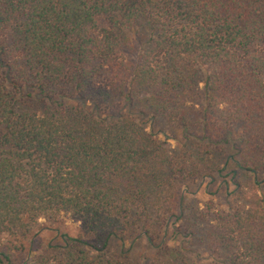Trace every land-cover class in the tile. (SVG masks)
I'll return each mask as SVG.
<instances>
[{"label": "trees", "instance_id": "obj_1", "mask_svg": "<svg viewBox=\"0 0 264 264\" xmlns=\"http://www.w3.org/2000/svg\"><path fill=\"white\" fill-rule=\"evenodd\" d=\"M206 182L232 202L187 206ZM62 214L0 262L264 264V0H0V237Z\"/></svg>", "mask_w": 264, "mask_h": 264}, {"label": "rangeland", "instance_id": "obj_2", "mask_svg": "<svg viewBox=\"0 0 264 264\" xmlns=\"http://www.w3.org/2000/svg\"><path fill=\"white\" fill-rule=\"evenodd\" d=\"M160 136V139L169 144L171 147L176 146V142L173 140L172 134L168 127L163 123L152 124L150 126ZM233 169V168H232ZM188 192L186 193V205H192L193 207L203 209L207 204L214 202L217 205L226 207L228 203L232 202V198L227 197V192H224L220 187V183L209 184L208 182L200 185L199 183H188ZM82 223L70 219L68 216L62 214L57 219L52 221L40 220L34 227L32 233L20 238H9L7 236L0 237L1 250L5 251V246L10 242L16 244L17 247L21 245L25 246L26 251L33 252L34 255H41L45 252L48 245L63 244V236L68 234L72 237H78L81 234ZM134 252L130 253L131 259L137 258L142 252L146 250V242L138 244ZM129 250V246H127ZM126 250V252H127ZM123 249L119 242H114L109 250L111 257L118 256ZM199 256L197 257L196 255ZM28 253L17 254L12 264H26ZM192 259L200 262L201 264H216L210 257L207 251H200L192 256ZM1 261V257H0ZM0 264H5L0 262Z\"/></svg>", "mask_w": 264, "mask_h": 264}]
</instances>
